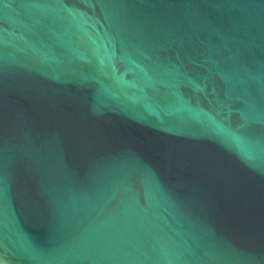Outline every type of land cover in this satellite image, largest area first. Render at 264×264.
Returning <instances> with one entry per match:
<instances>
[{"label":"water","instance_id":"water-1","mask_svg":"<svg viewBox=\"0 0 264 264\" xmlns=\"http://www.w3.org/2000/svg\"><path fill=\"white\" fill-rule=\"evenodd\" d=\"M0 264H264V0H0Z\"/></svg>","mask_w":264,"mask_h":264}]
</instances>
